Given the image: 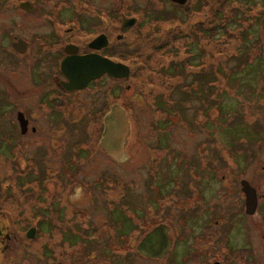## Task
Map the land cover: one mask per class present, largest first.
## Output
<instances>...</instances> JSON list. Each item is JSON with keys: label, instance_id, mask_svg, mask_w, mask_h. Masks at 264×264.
<instances>
[{"label": "flooded vegetation", "instance_id": "af4514ba", "mask_svg": "<svg viewBox=\"0 0 264 264\" xmlns=\"http://www.w3.org/2000/svg\"><path fill=\"white\" fill-rule=\"evenodd\" d=\"M167 1L177 10L171 0H159L158 12ZM158 15L152 17L134 0H0V264H18L21 250L34 257L31 249L21 248L29 242L46 247L42 254L49 264L66 259L80 264L91 256L84 249L69 254L70 241L108 245L113 252L126 246L128 252L120 255L133 256V247L160 226L168 229L169 251L151 259L135 247L137 258L162 261L182 248L183 264H263L260 200L250 182L238 178L246 230L236 231L229 223L235 209L214 200L230 191L212 192L218 173L208 180L212 194L200 183L188 185L183 173L177 174V187L168 190L155 175L144 176L142 166L165 161L164 131L175 132L181 127L177 117L187 113L177 95L167 102L163 95L141 93L133 83L134 54L144 52L159 27L151 19L174 17ZM85 60L88 69L118 64L124 69L71 81L65 67L78 68ZM184 97L200 103L198 113L204 110L198 95ZM113 109H120L127 122L120 161L103 143L105 117ZM205 113L212 123L209 98ZM122 163L129 165L126 181L116 174ZM242 181L257 197L252 214ZM170 211L177 213L174 220Z\"/></svg>", "mask_w": 264, "mask_h": 264}, {"label": "rangeland", "instance_id": "374dc122", "mask_svg": "<svg viewBox=\"0 0 264 264\" xmlns=\"http://www.w3.org/2000/svg\"><path fill=\"white\" fill-rule=\"evenodd\" d=\"M154 1L134 0L137 7L146 8L152 17L159 16V13L166 15L175 14V16L181 17L187 13L189 21H187L188 26L183 27L185 30L189 29L192 20L197 18L199 20L207 19L210 13L203 6L199 10L193 8L190 11L189 8L194 5L196 0H187L188 2L184 6L177 5V10L172 8L169 5L170 3H168L169 1H167L164 3V10L158 12L155 7H159V3H163L164 0H160V2L159 0ZM215 6L216 1L214 2ZM262 9L264 10L263 5ZM165 29H167V26ZM232 32L235 36L237 35L235 31ZM250 33L248 40H260V44L264 46V30L260 29V26H256ZM149 40L143 45L144 52L134 54L132 78L135 88L151 97L157 93H167V76H162L160 72L166 68L170 60L176 62L177 56L174 55V58H172L171 55L153 53V50L149 47L151 44ZM195 40H197L196 37ZM182 43L183 41H177L171 44L173 50L180 48L179 57L181 58L185 56L182 52L183 48H181ZM233 43L238 46L233 45L227 51L228 55L233 57L228 59L225 56L222 60V65L226 69L239 65H243V68L233 81L219 78L217 83L208 87L212 92L216 90L219 93L214 92L215 95L212 98V123H208L205 117L206 97L209 93L206 80L211 78L205 75L195 78L190 73V70L187 69L183 75L185 77L184 86H188L192 80L198 82L196 86L192 87L198 86V98L202 100L201 103L204 106H202L204 110L201 113L197 112L199 102L183 101L184 96L186 94L191 96L192 92L189 89L181 90L180 86H177L174 95H177V98L175 99H179L182 102V109L185 108L187 110V113L183 111L182 116L179 117V124L177 125H181V127L179 126L175 132L171 129L164 131L165 161L161 164L154 161L152 162L154 164L149 163L141 168L144 171V176L155 175L156 180H160V184L164 183L167 190L169 188L173 189L174 186L177 187V174L180 173H183L188 178V185L194 187L200 183L198 185L199 188L208 194L214 192L216 195H220L221 190L229 189L230 191L224 193L226 198L215 196L216 199L214 200L219 202L218 205H227L235 209L236 213L230 214L233 218L230 219L229 223L235 226L236 231L246 230L245 217L242 211L239 210L244 204L243 197H241L240 190H238V178L240 177L239 180L245 179L250 182L256 189L260 200L258 214L260 216L259 226L264 258V65H261L256 60V54L251 52V50L246 55L241 54L242 47H239L237 39ZM216 45L215 48H218L219 45ZM149 53L152 54L149 55ZM169 83L172 84L173 82ZM201 146L203 148H200ZM216 173L219 174L217 177L218 181L212 183L211 192L210 188L207 187L208 180H211L212 177L214 178ZM116 174L119 178L125 181L128 180L130 174L128 163L119 165L116 168ZM222 176L224 178L220 180ZM5 206L7 208L8 204ZM176 215L175 211H170L171 220H174ZM97 216L102 218L103 215L101 213ZM42 233L45 232L42 231ZM69 238L71 239V237ZM105 238L106 235H102V240ZM43 239L40 237V242ZM23 243L27 244V241ZM70 243L65 248L68 249L69 254L74 252L78 254L79 251L84 249V252L91 255L86 259H82L80 264H183L184 251L182 248L178 251L170 252L162 261L151 260L147 262L137 258L135 255H120V253L113 252L108 245H86L84 247L83 244L73 243V241H70ZM21 248L31 249L34 257L26 255L28 253L21 250L18 264H49L46 254H42L47 253L46 247L41 248L39 243L29 242V246H21ZM16 251L18 253V250ZM39 255H42L44 259L38 257ZM4 261H2V264H8V261ZM62 263L75 264L70 259H66ZM187 264L194 263L189 262Z\"/></svg>", "mask_w": 264, "mask_h": 264}, {"label": "trees", "instance_id": "16d2710c", "mask_svg": "<svg viewBox=\"0 0 264 264\" xmlns=\"http://www.w3.org/2000/svg\"><path fill=\"white\" fill-rule=\"evenodd\" d=\"M215 1L216 6L214 7ZM262 5L264 7V0H196L194 5L189 8L190 11L193 8L199 10L203 6L210 13L207 19L199 20L197 18L192 20V24L188 30L183 28L184 26H188L187 13L181 17L173 14L174 17L170 20L151 19L153 25L159 24V27L165 26V28L167 26V29L155 27L154 32L150 34L149 41L151 44L149 47L153 50L151 51L153 53L171 55L172 58H174V55L177 56L176 62L170 60L166 68L160 72L162 76H167V93H157L155 95L165 96L168 102L169 96L175 94L177 86H180L181 90L189 89L192 92V97L198 95V86L192 87L196 86V83L198 84L197 81L192 80L188 86H184L185 77L183 75L187 69L190 70V73L195 78L203 75L211 78L206 82L207 88L217 83L219 78L233 81L238 77L243 65L226 69L222 65V60L225 56L228 59L233 57L229 56L227 51L233 45L238 46L233 43L236 39L239 47H242L241 54L246 55L251 50V52L256 54V60L261 65H264V46L260 44V40L247 39L251 35L250 32L256 26H260V29L264 30V10L262 9ZM232 31H235L237 35L235 36ZM195 37L197 40H195ZM177 41H183L181 44V48H183L182 52L185 55L183 58L179 57L180 48L173 50V46L171 45ZM216 44L219 45L218 48H215ZM169 82L173 83L170 84ZM208 91L206 99L209 98L213 101L212 98L218 91L212 92L209 89ZM178 120L179 117H177V122ZM126 248V246L122 249L117 248L115 252L124 254L128 252ZM132 253L136 254L134 249Z\"/></svg>", "mask_w": 264, "mask_h": 264}, {"label": "water", "instance_id": "95a60500", "mask_svg": "<svg viewBox=\"0 0 264 264\" xmlns=\"http://www.w3.org/2000/svg\"><path fill=\"white\" fill-rule=\"evenodd\" d=\"M187 0H171L172 3L177 5H185ZM134 20H130L129 23L133 24ZM130 25V24H129ZM87 60L83 61L78 68H74L70 64L64 69L65 74L73 82H84L88 79L97 78L100 74L108 72L109 74L118 73L121 74L124 67L122 65H116L110 69H88L85 67ZM127 73L128 71L125 70ZM105 138L103 139L104 147L106 151L119 161L124 158L122 150V143L124 141L127 129V122L123 112L120 109H113L105 117ZM242 192L246 198L247 213L252 214L257 206V197L254 189H252L246 181L241 182ZM168 229L164 226H160L150 232L137 246V253L146 258L160 259L171 248V243L167 239ZM28 238L32 237L29 232Z\"/></svg>", "mask_w": 264, "mask_h": 264}]
</instances>
